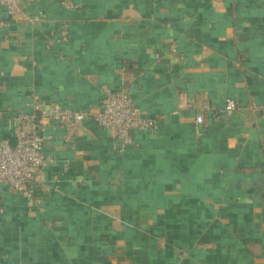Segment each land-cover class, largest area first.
I'll return each instance as SVG.
<instances>
[{
	"label": "crops",
	"instance_id": "0c3cea01",
	"mask_svg": "<svg viewBox=\"0 0 264 264\" xmlns=\"http://www.w3.org/2000/svg\"><path fill=\"white\" fill-rule=\"evenodd\" d=\"M65 1L0 5V112L95 109L131 79L158 124L125 150L49 126L42 203L0 188V264H264V0Z\"/></svg>",
	"mask_w": 264,
	"mask_h": 264
},
{
	"label": "built area",
	"instance_id": "2783aa9c",
	"mask_svg": "<svg viewBox=\"0 0 264 264\" xmlns=\"http://www.w3.org/2000/svg\"><path fill=\"white\" fill-rule=\"evenodd\" d=\"M37 0H0L12 19H20L22 5ZM67 9L76 5L66 0ZM61 35L67 39L69 26L64 24ZM133 80L128 81L117 91L105 89L100 104L95 109H72L60 104H44L35 100L32 110L19 111L5 116L0 112V121L4 122L10 136L0 141V188L8 187L22 195L33 204L42 203L43 194L50 190L42 179V170L52 158L45 153L46 144L52 139L47 128L62 127L65 142L72 143L73 135L81 123L94 121L105 128L113 138V146L125 150L133 144L135 131L149 132L157 127V120L149 117L133 100L131 90ZM188 108L196 110V122H205V113L211 111L208 101L200 106L187 103ZM225 110L232 114L239 110L236 101L228 100Z\"/></svg>",
	"mask_w": 264,
	"mask_h": 264
}]
</instances>
